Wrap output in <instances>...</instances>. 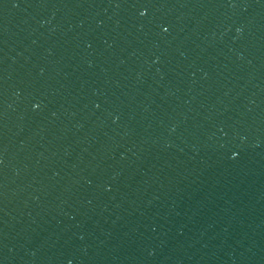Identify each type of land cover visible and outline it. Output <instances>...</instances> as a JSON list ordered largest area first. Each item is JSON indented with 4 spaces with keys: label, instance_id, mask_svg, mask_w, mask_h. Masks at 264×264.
Wrapping results in <instances>:
<instances>
[{
    "label": "water",
    "instance_id": "obj_1",
    "mask_svg": "<svg viewBox=\"0 0 264 264\" xmlns=\"http://www.w3.org/2000/svg\"><path fill=\"white\" fill-rule=\"evenodd\" d=\"M0 264H264V0H0Z\"/></svg>",
    "mask_w": 264,
    "mask_h": 264
}]
</instances>
